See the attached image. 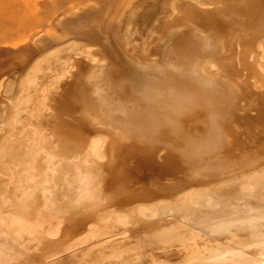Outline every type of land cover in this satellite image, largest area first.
I'll use <instances>...</instances> for the list:
<instances>
[{"label": "bare ground", "instance_id": "1", "mask_svg": "<svg viewBox=\"0 0 264 264\" xmlns=\"http://www.w3.org/2000/svg\"><path fill=\"white\" fill-rule=\"evenodd\" d=\"M225 1L226 0H0V93L4 94L3 97L5 98V100L0 101V124H2V129L0 131V264L17 263V260L25 257L24 254L26 255V253H29L28 255H30V248L35 247L38 249L41 241H44L45 244H51L52 240L50 237H54L55 235V237H58L57 234L62 229L60 228L61 224L66 218L69 219L74 209H79L80 211L82 208L95 209L96 211L94 213H97L95 214L96 221L94 226L99 225V222L103 221L108 229V231L105 232L106 234L111 232L119 234L123 232L125 230L124 223L128 224L130 220H134L133 218L136 216L138 217L139 214L144 212L152 211L153 213L154 208L160 205H162V208L165 206L171 210V208L174 207V210L183 212V214L181 213L182 218L184 213L189 215L192 210L195 209L196 205L205 202L203 201L205 196L210 198V202L220 204L226 212L237 208V206H241L246 215H257L264 219V157L258 162L261 164L258 165L257 163L254 165L255 168H257L254 170L248 171L250 168L249 166L237 165L238 162L237 164L233 163L231 168H235L227 172V174H224V172L222 174L212 175V177L206 180H194L189 184L181 181L175 185L174 191L171 192H167L168 189L166 192L162 193L156 190L151 193L146 191L149 194L139 192V195L130 198L129 203L131 207L129 206L127 209H119L116 206L107 207L109 198H107L105 194L107 192H104L105 188L108 189L105 181L108 180V176L110 177L111 174L107 172L108 176L106 179V174H104L103 171L105 169L107 171L108 167L105 163H102L105 157L104 147L106 145L105 139L107 135L105 134L104 136V134L100 132V136L98 134L99 138L97 140L92 138L93 134L87 137L86 131L84 133L82 131L83 128L76 125V121L72 120L75 123L74 125L70 119L65 118L69 116V113L74 110L75 106L69 103L66 98L64 99V94L58 91L61 84L57 79L64 80L70 76H72V78L70 77L71 79H77L79 78L78 76L83 74L92 64L103 62L104 56L98 55V57L95 52L92 51L94 45L98 47V43L103 42L102 45L109 44L110 48L111 46L114 48L111 41L113 42L115 40V42H121L126 48L125 50L129 51L131 54L152 61L154 59L152 56L156 54V52L153 54L154 43L166 38L163 43L161 63H156L153 67L144 66L143 69L141 65H135V63L128 60L129 58L125 59L123 56L125 60H119V57L117 59L116 56H114L118 52L114 53L113 51L114 55L112 56V61H114L113 57H115V63L117 62L120 69V75L118 76L117 74L116 76L114 74V76H116L114 80L110 78L112 68L108 66L104 69L96 70L92 73L90 78V89H92L95 94H100L96 95V101L100 99V105L105 109V112L100 113L104 121H106V113L112 114L111 118L114 120L117 119L119 122L125 123V125L131 124L134 121L136 122V120L141 117L142 125L145 126L147 130L149 129L148 133L153 136L151 137L153 141L148 144L149 147L148 145L147 147L144 145L146 147L144 151H148V153H146L148 156H152V154H154L153 149L157 148L159 145L160 147L164 146V148L166 147L171 150L175 149L177 153L179 151L178 154L186 153L191 149L189 146V144L192 143L190 141L191 139L183 135L184 138L181 133L179 135L178 133L170 131L172 128L168 127L170 122L168 123L167 120L169 115L167 116L165 114L160 118V113L157 114L162 120L157 127L151 124L150 118L153 119V117H155V115H152L154 114L153 108H157V105H160L161 102H163V105L173 101H176L178 104V99H181L184 103L180 104L178 110L181 109L179 111L175 109L177 110L175 112L172 108L173 113L170 112L171 115L174 114V112L176 114H181L184 110L189 116L196 114L200 115L199 110H202L203 114L206 116L203 126L212 127L216 124L212 114L215 113V109L218 110L217 106H220L218 105L220 101H218L216 97H221L223 92L221 95L214 96L212 94H216L217 92L209 94L202 88L207 85L206 88H208L209 91L214 89V81L206 77L205 74L206 72L209 73L208 66L210 64L213 65L211 68L216 65L211 62L212 57L210 58L209 55H204V51L213 47V42H211L212 38L207 34L205 36L202 34L208 33L210 27L212 26V30L213 26L216 25L214 22L220 21L219 18L221 17H219L217 13L224 9L220 6L224 5ZM236 1H234V3ZM82 2H85V5ZM239 4L241 7L239 11L241 12L242 10L244 11L243 14L246 13L245 16L241 14L242 12H239L247 19L245 20L246 25L252 28V30L256 29L254 33H256L255 39L257 40L250 42L251 44H255L256 47L254 48L252 46L249 49L247 48L251 51L247 52V54L245 53L248 59L253 60V66L256 70L254 73L255 76L252 78L253 81L251 82L252 87L250 86V88L248 85L240 87L243 97H248L250 99L254 94H258L256 89L264 86V0H239ZM226 6H228V4ZM237 6L235 7L237 8ZM232 8L233 7H230L231 10ZM236 12L238 13V10ZM202 14H204L205 17H201ZM230 14L232 15L233 13ZM193 17L194 19H191ZM202 18H205L204 21ZM193 20L196 24L194 23V28L190 26V28H193L190 29L192 30L190 37L192 36V39L195 40L196 44L195 42L193 43L195 44L194 48L199 53L195 52L193 46L189 45L190 43H187L186 34L175 36L182 31V24H190ZM58 23H64L63 25L65 26L61 25V28L59 26L51 28V25H58ZM222 26H224V24ZM233 26L237 27L238 24ZM171 29L174 30L172 31ZM168 30H171V33L169 32L170 35L167 33ZM174 36L176 39L173 40ZM38 37L41 38V40H39L40 43H37ZM246 39L247 38H245V40ZM223 40L221 43L224 42ZM216 41L220 42L221 39H217ZM234 43H236V41ZM237 45L241 46V43H237ZM38 49L39 51H36ZM219 51L220 50H218L217 54H219ZM242 51L241 49V52ZM120 53L122 54V52L118 54L121 55ZM79 55L83 56L81 57ZM239 56L241 57V55ZM239 56H237V58ZM181 58L185 60V63H182L181 60L183 59ZM236 61H238V59ZM10 70L11 72L18 73V78L16 80L9 81L5 79L7 72ZM149 76H155L157 78L152 81V77L150 78ZM159 77L161 78L159 79ZM149 78L151 79L150 81ZM259 79H262V81H259ZM187 80L190 81L186 82ZM198 82L202 84L199 86ZM97 83L101 85L105 83L102 85V88L100 87V91L96 88ZM72 84L70 88L72 91H70V93H73L75 81ZM170 85L176 88L175 91L172 89L171 91H166L167 87H170ZM68 86L67 88H69ZM76 90H78V88ZM65 91H67V89ZM219 91L218 93H220ZM185 92V100L183 97H179L176 100V95L183 96ZM53 94L62 98L64 100L63 103L60 102L58 106H54L53 102H51L52 97H54ZM234 94L233 92L232 95ZM253 101L254 99L252 102ZM172 106L173 105L170 106V109ZM251 106H253V103L245 108L249 115H242L243 119L240 118L239 123L245 127L241 125L243 130L245 129L248 131V133L243 131L244 133L249 134L250 128L253 133L254 127H257L256 129H259L261 132L258 133V136L260 134L264 136V114L255 111V108L260 106V104L258 103L257 106L255 105V108ZM146 108H149V110L145 112ZM150 110H152L151 113H149ZM251 110L255 113L252 114ZM48 111H50V114L58 111V113H56L57 116L52 118L53 120L51 119V127H48L49 129L47 127H42L41 122L38 121L39 119L37 120V116L38 118L39 116L42 118L44 113ZM167 111L168 110H166V112ZM117 113L122 114L118 116L116 115ZM176 114L174 115L176 116ZM45 115L47 116V113ZM48 118H50V116H48L47 119ZM146 118L149 119V121ZM190 118L191 117H189V119ZM223 119L225 120L226 118L223 117ZM228 119L230 118L228 117ZM234 119L237 121L239 120L238 117ZM218 120L219 123L224 121ZM236 124L232 123L233 126ZM107 125L109 126V124ZM113 125L119 127L118 123H114ZM185 125L187 126V124ZM203 126L197 129L201 131L198 132V134L196 130L197 135L195 134V136L197 139L201 138L202 133L207 130L205 129L206 127ZM236 128L234 127V129ZM215 130L216 126L213 128L214 133ZM213 131L209 132L213 133ZM254 136H251V138ZM263 136L262 138L259 136V138L264 142ZM223 137L224 136H222V138ZM245 137H248V135ZM217 138L216 135H214L207 141H210L211 145L217 142ZM249 139L247 140L249 141ZM78 140L81 141L82 145H85L84 148L79 149L76 143ZM241 140L242 139H240V142ZM253 141L254 140H252V142ZM240 142L237 143L239 144ZM238 144L234 145L236 149L241 147ZM242 148L245 149V147H241V149ZM161 152H159V154H161ZM169 152L168 155L159 156L162 160L160 161V170H168L171 167L173 154ZM195 157L196 155H194L192 159L190 158V160H195ZM175 163L177 164V162ZM187 163H189V161ZM194 163H199V161ZM191 164H193V162H191ZM199 164L201 165V162ZM199 164L197 165L200 166ZM174 166L175 170L176 165ZM180 166L182 167V165ZM192 166L189 168L193 169ZM181 171H178V173ZM161 172L163 173L164 171ZM183 172H185V170ZM178 173L171 174L172 176L169 175L171 176L169 178L175 179ZM182 173L177 177L178 180L184 179L185 176L183 177ZM258 173L262 174L261 180L255 181L254 176ZM164 174L166 173L164 172ZM153 176L151 175V177ZM118 177L120 179V176ZM119 179L118 181H120ZM245 181L250 182L252 186H250L249 192L244 193L240 185ZM118 183L119 182H117L116 186ZM114 188H119V186H114ZM114 188L111 186V189L114 190ZM119 194L120 193L117 195L116 193L117 196H119ZM165 197L168 198V201H163L167 199ZM104 202H106V204H103ZM155 202H160V204L157 205ZM205 205L207 204H204V206ZM169 206L172 207L169 208ZM226 222L225 224L224 222L215 224V227L223 225V230H227L228 226L226 232L228 236L226 235L225 238L226 240H232L230 236H235L237 232L235 227L229 223L230 221ZM46 224H49L48 226L53 228V230L47 228ZM175 227L173 228L175 229ZM40 232L42 233L41 236H39L41 234ZM105 233L103 232L99 235L97 233V235H94L93 232L92 236L94 238ZM171 233L172 232H170V234ZM261 236L264 237V234H261ZM150 237L151 238L145 242L144 238L134 235L131 239L133 240V245H131V242L126 243V239L123 238L107 240L97 246H90L82 249L78 253L68 255L67 261H65L62 252H67L76 245H83L81 241H77L71 243L69 246L67 244V251L66 247L65 250H62L63 247H60V252L45 257L41 264H98L106 259L116 258L118 257V253L120 255V253L130 248H132L134 252L135 250L141 251L140 249L146 248L147 253H151V264H156L155 258L158 257L159 259L161 257L160 260H163L162 257L167 256V254L172 251H178V253L183 256L184 262L187 261V263L191 262L196 264L201 258L203 260L209 257L207 255L204 257L200 256L197 252L198 250H196V248L202 245L198 243L197 236L192 231L182 230L181 232H175L174 235L155 233ZM237 238L238 236L233 239L236 240ZM148 247H151L152 251H148ZM45 249H47V247ZM141 254L142 252H139L132 258L139 260ZM38 264H40V262ZM157 264L165 263L161 261Z\"/></svg>", "mask_w": 264, "mask_h": 264}, {"label": "rangeland", "instance_id": "2", "mask_svg": "<svg viewBox=\"0 0 264 264\" xmlns=\"http://www.w3.org/2000/svg\"><path fill=\"white\" fill-rule=\"evenodd\" d=\"M234 1H236V0H232V1L226 0L224 5L220 4L221 5L220 7L224 8V9L222 11L218 12L219 14L217 13V15L219 17H221L223 20L221 18H219L220 19L219 22H214L216 24V25H214L216 28L213 26V29L211 30V27H212L211 26L210 29L208 30V33L202 34L203 36H205L207 34L209 37L212 38L211 42H213V47L209 50L204 51L205 52L204 55L205 56L209 55L210 58L212 57L211 59L213 61L210 59L211 62L216 64L215 67H212V68H211V66H213V65L210 64L208 66V72L209 73L206 72V74H205L206 77H209L210 79H212L214 81V85H213L214 91L213 90L209 91V89L206 88L207 85H205L206 87H202V88L209 94L217 92L216 94H212L214 96H216V95L218 96L219 94L221 95L223 92V95H221V97L220 96L216 97V98H218L217 100L220 101V104H218L220 106L219 107L217 106L218 110L215 109V113L212 114V117L215 120L214 122L216 123L214 125V126H216L215 133L213 131L214 126H212V127L203 126L205 123L206 116L203 114L202 110H199L200 115H197V114L193 115L194 117L192 115L189 116L188 113H185L186 112L185 110L183 111L185 114L183 112H181V114H178V113L176 114L175 112L180 107V104L184 103L181 99H178V101H179L178 104L176 103V101L169 103L173 106L175 105L174 107L172 106L171 109H170L171 105L165 104L166 105L165 106V105H163V102H161L160 105H157L158 106L157 108L156 107L153 108L154 114H152V115H155V117H153V119L150 118L151 124H153L155 127H157V125H159V123L162 121L160 118H162L163 115H165V114L167 116L169 115L167 117L168 118L167 120H168V123L170 122V125L168 124V127L172 128L170 131L174 132V133H178L179 135L181 133L182 136L183 135L185 137L188 136L189 139H191L190 141L192 143L189 144L191 149L189 151H187L186 153L184 152V154L183 153L178 154L179 151L177 153V150H175V149H174L175 150L174 151L173 149L171 150V149H168L166 147L164 148V146L160 147V145H159L158 147L156 146L157 148L153 149V152L155 155L152 154V156H148V154H146V153H148V151L145 152L144 149L147 147V145L149 143H151L153 141L151 138L153 136H151V134L148 133L149 129L147 130V128L142 125L141 117H139L136 120V122L134 121L131 124L125 125V123L119 122L117 119H115L116 120L115 121L113 118H111L112 114L106 113L105 114V117H106L105 120L106 121H104L101 118L100 113L105 112V109H103V107L100 105V102H99V101H101L100 99L99 100L97 99V101H96V95H100V94H95V92L92 89H90V86H91L90 85L91 84L90 78L92 76V73L96 70L104 69L108 66V67L112 68L110 78H113V80H114L116 78L117 74H118V76L120 75V72H119L120 69L117 65V62L115 63L116 58L118 59V57H119V60L123 59V57H125V59L129 58L128 60L130 62L135 63V65L136 64L141 65V67L143 69H144V66H146V67L152 66L153 67L154 65H156V63H161L162 52H163V43L165 42L166 38L158 40V42L156 41L155 42L156 44L154 43L153 54L156 52V54L152 56L154 58L153 59L154 61L153 60L149 61V60L144 59V58L142 59V58L137 57L135 54H131L129 51L125 50L126 48L124 47V45L121 42H118V41L115 42V40L113 42L111 41V43L114 45V48L111 46L112 50L109 47V44L102 45L103 42L98 43L99 44L98 47L96 45H94L92 51H94L97 56L98 55L104 56L103 57L104 60L102 63L97 62V63L92 64V66L89 67L83 74L79 75L78 76L79 78H77V79H71L72 76H70L71 78L68 77V78H65L64 80L63 79L62 80L57 79V81L59 80L58 82L61 84L58 91L61 94H64V96H65L64 99L66 98V100L69 101V103H72L75 106L74 110H72V112L69 113V116H67L65 118H68L71 121L72 120L76 121L75 122L76 125L83 128L82 131L84 133L86 131L87 137H90V135L93 134L92 138L97 140L99 138L98 134L100 136V132L103 133L104 136H105V134L107 135L106 139H105L106 145L104 147L105 157L102 160V163H105L106 166L108 167L107 171H106V169L103 171L104 174H106V176H105L106 179H107L108 174H111L110 175L111 178L108 176V180L105 181L106 182L105 184L107 185V188L109 189L108 190L105 188V190H107V191L104 190V192H107V193H105L107 198H109V201H108L109 203L107 204L108 205L107 207H111V206L115 207L116 206L119 209H127L131 205L129 203L130 198L135 197L136 195H139L138 194L139 192L144 193V194H149L147 192L151 193L152 191L154 192L156 190V191H158V192L160 191L162 193V192H166L167 189L168 190L170 189L169 191L167 190V192H171V191H174L175 185L181 181L189 184L194 180H196V181L197 180H206L209 177H212V175L222 174L224 172H225L224 174H227V172H229L230 170L235 168V167L231 168L233 163L237 164V162H238L237 165L249 166L250 168L248 169V171L257 169V168H255L254 165L257 164L264 157V142H263V140H260L263 135L260 134L259 136L261 138H259L258 133H261V132L259 129H256L257 127L255 128L254 126H250V127H254L253 133H252L251 128L249 127L251 130V133L253 135L250 133V130H249V134H246V133H248V131L245 129L243 130L244 126L242 124H240L239 121H240V118L243 119L244 114L249 115V113L247 114L245 108L248 105H251L252 103H253V106H251L252 108H255V105L257 106V104L259 103L260 106H257L258 108L256 107L255 111H259V113L261 112V114L262 113L264 114V110H263L264 109V86L260 87L259 88L260 90L256 89L258 91V94H254L253 97H250L251 100L248 97L244 98L242 93H241V90H240L241 86L248 85L249 87L250 86L252 87L251 82L253 81L252 78H253V76H255L254 73L256 72V70L254 69V66H253L254 65L253 60L248 59L246 54H247V52L251 51V50L250 51L248 50L249 48H251L252 46L254 48L256 47L255 44H251L250 42L257 40V39H255L256 33H254V30H256V29L252 30V28H249L245 23V20H247V19L244 18V16H242V15L246 16V13L243 14L244 11L241 10L242 13L239 11L240 10L239 8H241L240 4H239V0H237L235 3H234ZM87 2H89V1H87ZM81 4H80V6H81ZM83 4L85 5V2ZM227 4H228V6L229 5L230 6L229 7L226 6ZM235 6H237V8ZM82 7H83V5H82ZM230 7H233L232 10L230 9ZM234 8H235V10L236 9L238 10V13L236 12L237 10L236 11L234 10ZM230 13H233V14L231 15ZM234 13H236V14H234ZM253 15L257 16L256 14H253ZM68 16H69V14H68ZM201 17H205L204 14H202ZM258 17H260V16H258ZM191 19H194V17ZM204 19H203V21H204ZM242 22L245 24H243ZM192 23L191 22H190V24L188 23L189 26H188V24H185V25L182 24V28H183L182 31L183 32L181 31V32L177 33L175 36L177 37V36H180L181 34H184V35L186 34L187 43H190L189 45L193 46V48H194L196 42H195V40L192 39L193 38L192 36L190 37V35L192 34V30H190V29L194 28V25L196 24V22L193 20ZM235 23L238 24L237 27L233 26V25H237ZM63 24L64 23H61V24L58 23V25L57 24L51 25V28L55 27V26H59L61 28V25L65 26ZM221 24L222 25L224 24V26H222ZM217 25H219L220 27ZM241 25H243V26H241ZM190 26H192L193 28H190ZM171 30L173 31L174 29H171ZM171 30H168L167 33H169V32L171 33ZM170 33H169V35H170ZM78 36H81V35H78ZM167 36H168V34H167ZM175 36L173 37V40L176 39ZM82 37H86V36H82ZM39 38L40 37L37 38V43H40L39 40H41V38L40 39ZM245 38H247V39L245 40ZM217 39L218 40L221 39V41L217 42L216 41ZM233 39H234V41H233ZM222 40L224 41L223 43H221ZM235 41H236V43H234ZM194 42H195V44H193ZM237 43L238 44L241 43V46H238ZM243 43H245V44H243ZM93 44H94V42H93ZM244 47H246V48H244ZM238 48H240V49H238ZM241 49L243 50L242 52H241ZM108 50L110 51L111 54L109 53ZM115 50H117V51H115ZM218 50H220L219 54H217ZM36 51H39V49ZM113 51H114V53L115 52H118V53L122 52V54L120 53L121 55H119L118 53H116L114 55ZM195 52H198V51L195 49ZM213 53L214 54L216 53V54L214 55ZM117 54H118V56H117ZM113 55L116 56V58L113 57L114 61H112ZM239 55H241V57ZM79 56L82 57L83 55H79ZM120 56H121V58H120ZM237 56H239V57L237 58ZM76 57H78V56H76ZM221 57H222V59H221ZM125 59H123V60H125ZM181 59H183V58H181ZM237 59H238V61H236ZM181 61H182V63H185L184 59ZM190 61H192V60H190ZM112 63H113V65H112ZM115 66H116V69H115ZM209 68H211V69H209ZM149 69H151V68H149ZM114 74L116 76H114ZM231 75H233V76H231ZM149 77L150 78L152 77L151 78L152 81L157 78L155 76H149ZM214 77H216V78H214ZM17 78H18V73H14L13 71L11 72V70H10L9 72H7L5 79H8L9 81H13V80H16ZM150 78H149V81L151 80ZM160 78L161 77H159V79ZM74 81H75V84L73 86V93H70V91H72V89L70 90V88L72 87V85H73L72 83H74ZM106 81H107V79H106ZM147 81H148V79H147ZM188 81H190V80H187L186 82H188ZM259 81H262V79H259ZM66 82H68V83H66ZM260 83H262V82H260ZM66 84H67V86L69 85L68 86L69 88H67ZM103 84H105V83H103ZM198 84L200 86L202 83L198 82ZM102 85L100 83L96 84V88L98 91L101 90ZM228 87H229V89H228ZM77 88H78V90H76ZM168 88H170V89H168ZM66 89H67V91H65ZM171 89L173 91H175L176 88L173 85H170V87H167L166 91L167 90L171 91ZM64 91H65V93H64ZM218 91L220 93H218ZM186 92H188V91H186ZM186 92L183 94V96H181V95L177 96L176 95L175 96L176 100L179 97L184 98V96H186ZM233 92L235 93L234 95H232ZM54 94H53L54 97H52V99H51V102H53V105L58 106V104H60V102L63 103L64 100L62 98L57 97V95H54ZM172 95H174V94H172ZM3 96H4V94L0 93V101L5 100V98ZM55 97H56V99H55ZM83 97H85V98H83ZM253 99H254V101L252 102ZM184 100H185V98H184ZM147 104L149 105L148 102H147ZM262 104H263V106H262ZM230 106L232 107V109ZM228 107H229V109H228ZM172 108H173V111H175L174 114H176V116L174 114H172V115L170 114V112L173 113ZM175 109H177V110H175ZM147 110H149V108H146L145 112ZM166 110H168V111L166 112ZM151 111L152 110H150L149 113H151ZM252 111L253 110H251V113L254 114L255 112L254 111L252 112ZM46 113H47V116L45 115ZM56 113H58V111L57 112L55 111L54 113H51V114H50V111L45 112L44 115L42 116V118H40V116L38 118V116H37V120L39 119L38 121L41 122L42 127H47V128L49 127L50 128L51 127L50 121L52 118L57 116ZM119 113H117L116 115L121 116L122 113L121 114H119ZM159 113H160V118L157 115ZM48 114H50V115H48ZM238 114L239 115L241 114L240 117ZM177 115H178V117H177ZM44 116H46V117H44ZM48 116H50V118L47 119ZM225 116H227V117H225ZM183 117H187V118H183ZM189 117H191V118L189 119ZM223 117L226 119L224 120ZM228 117L230 119H228ZM237 117L239 118L238 121L236 119H234ZM77 119H79V120H77ZM218 119H220V121L221 120L222 121L224 120V121L219 123ZM147 120L149 121V119H147ZM181 120L183 122L185 120V122L183 123ZM226 121H227V123H226ZM230 121L233 124L237 123L239 129L237 127V124L235 126H233ZM72 123L75 125V123L73 121H72ZM114 123H118L119 127L114 126L113 125ZM222 123H226V124H222ZM107 124H109V126ZM185 124H187V126ZM184 125H185V127H184ZM202 126L206 127L205 129H207V130H205L202 133L201 138L197 139L195 136L196 130L198 128H201ZM230 126H232V127H230ZM234 127L235 128L237 127V128L234 129ZM158 128H159V126H158ZM1 129H2V124H0V131H1ZM145 129H146V131H145ZM208 130L213 131V133L209 132ZM243 131L246 133H244ZM198 132H201V131L197 130V134H198ZM223 133H224V135H223ZM255 133H257V134H255ZM254 134L256 137L254 136ZM214 135H216V138L218 137L217 142L210 145V141L208 142L207 140H209L210 137H213ZM221 135L224 137L222 138ZM247 135H248V137H245ZM251 136H254L253 137L254 139L251 138ZM236 139H238V140H236ZM240 139H242L241 142H240ZM247 139H249V141ZM251 139L254 141L252 142ZM237 142H240V143L238 144ZM76 143H77L79 149H82L85 147L84 144L82 145L80 140H78ZM236 143L238 145H240L241 147H245V149L242 148L243 149L242 150L241 147L239 149H236L234 146V145H237ZM199 144H201V145H199ZM246 145H247V147H246ZM148 147H149V145H148ZM169 150H170V152H169ZM201 150H202V152H201ZM159 152H161V154H159ZM168 152L170 154H173L172 155L173 161L171 163V167L168 170L167 169H161L160 170V166H161L160 161H162V160H161V158H159V156H163L165 154L168 155ZM156 154L157 155L159 154V155L157 156ZM212 154H214V155H212ZM194 155H196L195 160L191 161L190 158L192 159L194 157ZM148 158H150V159H148ZM186 160H188L189 163H187L188 161H186ZM197 160L199 161V163L201 162V165L199 163H194V162H198ZM174 161L177 162V164ZM178 162L180 165H182V167L178 164ZM191 162H193V164H191ZM227 162H228V164H227ZM194 164H196V165H194ZM197 164H199L200 166H198ZM259 164H261V163H258V165ZM174 165H176L175 170H174V167H175ZM178 165L181 167L182 171L180 170V167ZM183 165L185 166V168ZM192 165H194L195 167ZM172 166H173V168H172ZM190 166H192L194 170L190 169L189 168ZM182 168H184V169H182ZM177 170L181 171L180 173H182L185 170V172H183L185 174L182 173L183 177L185 176L184 179L178 180L177 177L180 175V173H178ZM161 171H164L166 174H164V172L162 173ZM107 172H108V174H107ZM154 172H155V174H154ZM176 173H178V175L175 179L169 178L172 176L171 174H176ZM150 174L152 176L153 175L154 176L151 177ZM169 175H171V176H169ZM114 176H116V177L120 176V179H119V177L116 178ZM226 176H228V175H226ZM261 177H262V174L258 173L257 175L254 176V179H255V181H260ZM161 178H162V180H161ZM215 178H216V176H215ZM118 179L120 181H118ZM104 180H105V178H104ZM148 181H150V182H148ZM117 182H119L117 185V186H119V188L115 189L114 186L117 187L116 186ZM245 182H243L240 185L241 189L244 193L249 192V190L251 188L250 186H252L250 182H247V181H245ZM106 185H105V187H106ZM109 185H110V187H109ZM246 185H247V187H246ZM111 186L116 191L111 189ZM110 189H111V191H110ZM116 193H117V195H118V193H120L119 196H117ZM114 198H115V200H114ZM165 198H167V197H165ZM165 200L168 201V198L164 199L163 201H165ZM203 201H205L206 203L205 202L199 203L198 205H196L195 209L192 210V212L189 215H186L184 213L182 218H181V216H182L181 213L183 214V212H181V211L178 212L177 210H174L173 209L174 207H172V206H171L172 208L169 206V208H171V210L165 206L162 208V205L158 206L159 208L155 206L157 209L154 208V210L157 211L158 213L153 210V213H152V211H149V212H144L142 214H139L138 217H140V218H138L136 216L137 218L136 217L133 218L134 220H130V222L128 224L124 223L125 230L119 234L118 233L116 234L115 232H111V233L106 234L105 232L108 231V229L104 225L103 221L99 222L100 223L99 225L94 226L95 221H96L95 214L97 213V212L94 213L96 211L95 209H90V208H86V209L82 208L81 209L80 208L81 211L79 209H74L75 211L73 210V212H71L72 214L69 216V219L66 218L65 221L61 224L60 228H62V229L57 234L58 237H55L56 235L54 237H50V239L52 240L51 244H49V243L45 244L44 241L40 240L41 243H40V246L38 247V249L35 247H32L29 250V251H31L32 254L30 253V255H28L29 253L28 254L26 253L27 256L24 254V256L26 258L24 256L23 257L26 260L24 258H21L20 260H17V263H13V264H18V263L19 264H38L39 262L41 264V262L43 261V259L45 257H47L49 255L56 254L57 252H60L61 251L60 247L61 248L63 247L62 250H65V247H66V251H67L68 246L71 243H73V242L75 243L77 241H81L82 242L81 244H83V245H76L75 247L69 249L67 252H65V251L62 252L65 261H67L68 255L78 253L82 249L88 248L90 246H97L98 244H101L102 242H106L107 240L109 241V240H113V239L123 238V239H126V243L131 242V245H133V242H132L133 240H131V239L134 235H138V236L144 238V240L146 242L147 240H149V238H151L150 236H153V234H155V233L156 234L174 235L175 232L176 233L181 232L182 230L183 231L189 230V231L194 232L197 236L198 243L200 245H202V246H199L198 248H196V250H198L197 252L200 254V256H203V257L206 255L209 256L208 258L203 259V260L201 258L199 261L196 262V264H264V257H263V255H264V237L261 236V234L262 235L264 234V219L261 216H257V215H246L241 206H237V208L231 209L229 212L228 211L226 212V211H224V208L222 206H220V204L210 202V198L207 196H205ZM155 203L157 205L160 204V202H155ZM203 203L207 204V205L204 206ZM103 204H106V202H104ZM219 206H220V208L218 209ZM92 210H93V213H92ZM179 213H180V215H179ZM254 220H256V221H254ZM226 221H230L229 223L235 227V230L237 232L235 236H230V238H232V240H226V238H225L227 235L226 232L228 230V226H227V230H223L224 229L223 225H219L218 227H215V224H221L222 222H224V224H225V223H227ZM257 222H259V223H257ZM177 224H178V226H177ZM241 224H242V226H241ZM48 225L49 224H46L47 228H49L50 230H53V228H50ZM175 225H176V227H175ZM250 226H251V228H250ZM173 227H175V229L177 228L176 231ZM238 228H239V230H238ZM258 229L259 230L262 229V230L259 231ZM102 231L105 233V234L101 235L102 237L97 236V237L93 238V236H92L93 232H94V235H97V233L99 235L100 233H103ZM170 232H172V233L170 234ZM38 235H39V233H38ZM41 235H42V233L39 236H41ZM236 236H238L237 239H240V240L233 239L234 237L236 238ZM61 243L63 246L61 245ZM78 243H80V242H78ZM65 244H66V246H65ZM67 244H68V246H67ZM46 247H47V249H45ZM140 250L141 251L135 250V252H134V250H132V248H130V249H127L125 252L120 253V255L118 253V257H116L117 259L115 257L109 258V259H106V260H104L98 264H102V263L103 264H118V263L119 264H151L152 263L151 262V260H152L151 253L150 254L147 253L146 248H143ZM148 251H152L151 247H148ZM139 252H142V254H143V255L142 254L140 255L139 260L132 258V257H135V255H137ZM177 253H178V251H172L169 254H167V256H165V257L163 256L162 257L163 260H160L161 257L159 259H158V257L155 258L156 264L160 263L161 261L164 262L165 264H195V263H191V262L187 263V261L184 262L185 260H184L183 256L180 255L179 253L178 254ZM152 254H154V253H152ZM23 259H24V261H23Z\"/></svg>", "mask_w": 264, "mask_h": 264}]
</instances>
